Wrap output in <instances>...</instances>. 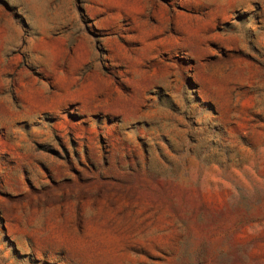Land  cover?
Returning <instances> with one entry per match:
<instances>
[{
	"label": "rangeland",
	"instance_id": "rangeland-1",
	"mask_svg": "<svg viewBox=\"0 0 264 264\" xmlns=\"http://www.w3.org/2000/svg\"><path fill=\"white\" fill-rule=\"evenodd\" d=\"M0 264H264V0H0Z\"/></svg>",
	"mask_w": 264,
	"mask_h": 264
}]
</instances>
